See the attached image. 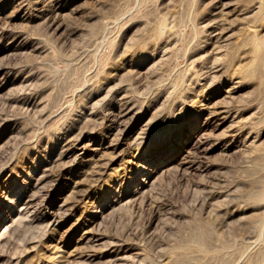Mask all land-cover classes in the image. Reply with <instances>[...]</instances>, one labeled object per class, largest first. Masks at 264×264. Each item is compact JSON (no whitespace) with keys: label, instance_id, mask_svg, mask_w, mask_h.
Wrapping results in <instances>:
<instances>
[{"label":"rangeland","instance_id":"374dc122","mask_svg":"<svg viewBox=\"0 0 264 264\" xmlns=\"http://www.w3.org/2000/svg\"><path fill=\"white\" fill-rule=\"evenodd\" d=\"M50 1L0 0V264H264V53L245 82L234 70L253 54L232 55L252 33L237 10L253 0ZM161 18L173 41L141 47ZM221 23L218 61L206 30ZM127 102L137 117L120 116ZM81 135L100 147L89 161L76 158ZM41 174L34 211L16 215ZM51 200L65 203L53 227ZM87 229L102 240L81 244Z\"/></svg>","mask_w":264,"mask_h":264},{"label":"bare ground","instance_id":"6f19581e","mask_svg":"<svg viewBox=\"0 0 264 264\" xmlns=\"http://www.w3.org/2000/svg\"><path fill=\"white\" fill-rule=\"evenodd\" d=\"M50 2H52V0L50 1ZM194 2H196V0L194 1ZM218 2V1H217ZM225 2V1H224ZM220 3V2H219ZM229 3V2H228ZM250 3V2H249ZM133 4H134V2H133ZM224 4H226V3H224ZM237 4V3H236ZM216 5H218V4H216ZM221 5H222V3H221ZM57 6V5H56ZM136 6V4L134 5V7ZM193 6H194V4H193ZM224 6L225 5H223V6H221V9H220V12H223L225 9H223L224 8ZM185 8V7H184ZM229 8V7H228ZM227 8V9H228ZM231 8V7H230ZM234 8V7H233ZM212 9V8H211ZM132 11V10H131ZM130 11V12H131ZM215 11V10H214ZM238 12H239V15L240 14H242V15H244L243 16V19H245L246 20V22H245V24H246V27L248 28V29H250V31H252V33H251V35L248 37V39H247V42H245L244 44L243 43H241V44H243V46H241V47H237L236 48V50H234V52H232V55H234V57L235 58H238L239 60L241 59L242 60V58L244 57V55H242V53H244V52H242L241 53V49L245 46L246 47V45L248 46L247 47V49L250 51V52H252V60H251V62H250V64H248V65H246V66H242V65H238L236 68H235V70H234V74H236L237 76H238V78L240 79V81L241 80H252V78H254V76H256V66H257V62L258 61H260V60H262V58H263V56H262V54L264 53V40H261V39H259L257 36L258 35H256V32L258 31V30H256L255 31V28L256 27H258L257 25H255V23L257 22V21H259V19L261 18V16L264 14V0H253V2H251L249 5H247V4H245V5H243V7L241 8V9H239V10H237ZM236 11V12H237ZM53 12V11H52ZM129 12V13H130ZM187 12V11H186ZM216 14L218 13V12H215ZM233 13H235V12H233ZM215 14V15H216ZM158 15V14H157ZM156 15V16H157ZM187 15V14H186ZM213 15V14H212ZM214 15V16H215ZM221 15V14H220ZM219 15V16H220ZM232 15V14H231ZM174 16V15H173ZM189 16V15H188ZM237 16H238V14H237ZM155 17V16H154ZM163 17V16H162ZM167 17V16H166ZM177 17V16H176ZM216 17V16H215ZM160 18V17H159ZM211 18V17H210ZM217 18V17H216ZM172 19V18H171ZM188 19H189V17H188ZM221 19V18H220ZM155 20V19H154ZM173 20V19H172ZM190 20V19H189ZM213 20V19H212ZM117 21V20H116ZM115 21V22H116ZM144 21V20H143ZM191 22H193V21H191ZM208 22V21H207ZM213 22V21H212ZM260 22V21H259ZM262 22V21H261ZM145 23V22H144ZM217 23V22H216ZM223 23V22H222ZM220 24V25H218V24H216V25H213V24H209V26H208V29L206 30V33H207V35H206V37L208 36V38H209V42L210 43H214V48L216 49V52H214V54H215V57H214V59H217L218 61H222V57L224 56V53H223V56L222 57H218L219 55V45H216V42H217V40H218V36H219V38H221V36H222V39H223V33H224V27H223V24ZM233 23V22H232ZM178 24H180V22L178 23ZM182 24H184V23H182ZM244 24V23H243ZM258 24V23H257ZM114 25H115V23H114ZM169 22H168V19L167 18H161L160 20H159V22H158V24L156 25V27H155V29H154V32L152 33V35L149 37V39H148V41H145V43L141 46V47H146V46H148L149 44H158V43H160V42H166V43H168V42H170V41H173V38H174V34H173V32H177V31H171V29L169 28ZM193 26H194V24H193ZM232 26V25H231ZM240 26V25H239ZM182 27H183V25H182ZM195 27V26H194ZM226 27V26H225ZM108 28V27H107ZM110 28V27H109ZM200 28V27H199ZM264 28V27H263ZM168 30V31H166L167 33H165L164 31L165 30ZM228 29V28H227ZM260 29H261V27H260ZM177 30V29H176ZM106 31H108V30H105L104 32H106ZM146 32H147V30H145ZM149 31V30H148ZM194 31H195V29H194ZM202 31V30H201ZM204 31V30H203ZM228 31V30H227ZM238 31V30H237ZM260 31V30H259ZM182 32V31H181ZM205 32V31H204ZM102 33V32H101ZM230 33V32H229ZM232 33V32H231ZM259 33V32H258ZM106 34V33H105ZM196 34V33H195ZM198 34V33H197ZM179 35V34H178ZM264 35V34H263ZM105 36V35H104ZM181 36H182V34H181ZM180 36V37H181ZM200 36H201V34H200ZM245 36H247V34L245 35ZM96 37V36H95ZM146 37V36H145ZM183 37V36H182ZM198 37V36H197ZM230 35H228V34H226V36H225V40H227V41H230ZM261 38V37H260ZM104 39H106V38H104ZM122 39V38H121ZM199 39V38H198ZM101 40H103L102 38H101ZM120 40V39H119ZM145 40H146V38H145ZM208 40V39H207ZM224 40V39H223ZM100 41V40H99ZM104 41V40H103ZM175 41V40H174ZM177 41V40H176ZM184 41V40H183ZM98 42V41H97ZM220 42V41H219ZM222 42V41H221ZM226 42V41H225ZM175 43V42H174ZM224 43V42H223ZM161 44V43H160ZM176 44V43H175ZM189 44V43H188ZM206 44H207V42H206ZM236 44V43H235ZM240 44V45H241ZM127 45V44H126ZM129 45V44H128ZM202 45V44H201ZM200 45V46H201ZM131 46V45H130ZM167 46V45H166ZM211 46V45H210ZM129 47V46H128ZM220 47H222V46H220ZM228 47V46H227ZM166 48V47H165ZM189 48H190V46H189ZM193 48V47H192ZM195 48V47H194ZM121 49V48H120ZM139 49H141L140 48V46H139ZM143 49V48H142ZM141 49V50H142ZM158 49V48H157ZM211 49V48H210ZM217 49H218V51H217ZM135 50H137V49H135ZM149 50V49H148ZM151 50V49H150ZM120 51V50H119ZM139 51V50H138ZM145 51V50H144ZM157 51V50H156ZM194 51V50H193ZM126 52V51H125ZM223 52V51H222ZM98 53V52H97ZM97 53H96V56H97ZM113 53H114V51H113ZM154 53V52H153ZM247 53V52H246ZM249 53V52H248ZM247 53V54H248ZM125 54V53H124ZM113 55V54H112ZM206 55V54H205ZM213 55V54H212ZM132 56V55H131ZM153 56V55H152ZM246 56V55H245ZM138 57V56H137ZM228 57V56H227ZM230 57H231V55L229 56V59H230ZM97 58V57H96ZM103 58V57H102ZM118 58V57H117ZM212 58V57H211ZM250 58V57H249ZM104 59H105V57H104ZM103 59V60H104ZM131 59V58H130ZM129 59V60H130ZM132 59H133V57H132ZM162 59V58H161ZM70 62V61H69ZM132 62V61H131ZM131 62H129V63H131ZM158 62H160V61H158ZM209 62V61H208ZM211 62V61H210ZM213 62V61H212ZM242 62V61H241ZM126 63V62H125ZM232 63V62H231ZM264 63V62H263ZM76 64V63H75ZM132 64V63H131ZM209 64V63H208ZM211 64V63H210ZM209 64V65H210ZM96 65H97V62H96ZM213 65V64H212ZM218 65V64H217ZM261 65V64H260ZM263 65V64H262ZM124 66V65H123ZM148 66H150V65H148ZM152 66V65H151ZM223 66V65H222ZM233 66H235V65H233ZM259 66V65H258ZM68 67V66H67ZM95 67V66H94ZM132 67V66H131ZM211 67V66H210ZM210 67H209V69H210ZM215 67V66H214ZM97 67H95V69H96ZM127 68V67H126ZM135 68V67H134ZM151 68V67H150ZM150 68L148 69V70H150ZM261 68V67H260ZM208 69V70H209ZM221 69V68H220ZM118 70V69H117ZM177 70V69H176ZM207 70V69H206ZM231 70V69H230ZM259 70V69H258ZM173 71H175V70H173ZM181 71V70H180ZM213 71V70H212ZM94 72V71H93ZM203 72V71H202ZM219 72V71H218ZM104 73V72H103ZM143 73V72H142ZM179 73V72H178ZM232 73V72H231ZM98 74V73H97ZM204 74V73H203ZM137 75V74H136ZM183 75H184V73H183ZM85 76V75H84ZM122 76V75H121ZM135 76V75H134ZM151 76V75H150ZM211 76V75H210ZM101 77V76H100ZM102 77H103V75H102ZM184 77H185V75L184 76H182L181 78H180V76H177L176 77V79H175V81H174V89H176V90H178V89H181V84L184 82ZM58 78H59V76H58ZM78 78V77H77ZM164 78V77H163ZM166 78V77H165ZM168 78H169V76H168ZM206 78V77H205ZM257 78V77H256ZM255 78V79H256ZM104 79V78H103ZM138 79V78H137ZM203 79V78H202ZM232 79V78H231ZM234 79H237V78H235L234 77ZM112 80V79H111ZM110 80V81H111ZM174 80V79H173ZM205 80H207V79H205ZM216 80V79H215ZM88 81V80H87ZM109 81V80H108ZM169 81V80H168ZM191 81V80H190ZM192 81H193V79H192ZM229 81V80H228ZM239 81V82H240ZM97 82V81H96ZM114 82H116V81H114ZM186 82V81H185ZM245 82V81H244ZM86 83V82H85ZM192 83V82H191ZM212 83V82H211ZM226 83V82H225ZM95 84V83H94ZM104 84V83H103ZM133 84H135V83H133ZM161 84V83H160ZM163 84V83H162ZM190 84V83H189ZM195 84H196V82H195ZM242 84V83H241ZM240 84V85H241ZM250 84V83H249ZM85 85V84H84ZM86 85H87V83H86ZM107 85V84H106ZM125 85V84H124ZM191 85V84H190ZM207 85V84H206ZM212 85V84H211ZM228 85V84H227ZM93 86V85H92ZM126 86H127V84H126ZM160 86V85H159ZM171 85H169V87H170ZM199 86V85H198ZM205 86V85H204ZM230 86V85H229ZM242 86V85H241ZM246 86H247V84H246ZM118 87V86H117ZM172 87V86H171ZM207 87V86H206ZM204 88V87H203ZM227 88V87H226ZM233 87H230V88H228V90L226 91V93L227 94H230V93H232L231 91L232 90H234V89H232ZM235 88V87H234ZM244 88V87H243ZM109 89V88H108ZM119 89V88H118ZM173 89V90H174ZM97 90V89H96ZM121 90V89H120ZM165 90V89H164ZM175 90V91H176ZM127 91V90H126ZM194 91V90H193ZM76 92V91H75ZM83 92V91H82ZM162 92V91H161ZM160 92V93H161ZM185 92V91H184ZM90 93V92H89ZM116 93V92H115ZM163 93H165V92H163ZM176 93V92H175ZM191 93H194V92H191ZM105 94V93H104ZM159 94V93H158ZM170 94V93H169ZM188 94H189V92H188ZM113 95V94H112ZM126 95V94H125ZM165 95V94H164ZM195 95V94H194ZM91 96V95H90ZM102 96V95H101ZM120 96V95H119ZM122 96H123V94H122ZM121 96V97H122ZM163 96V95H162ZM171 96V95H170ZM236 96V95H235ZM82 97V96H81ZM93 97V96H92ZM133 97V96H132ZM187 97V96H186ZM193 97V96H192ZM227 97V96H226ZM229 97H230V95H229ZM111 98V97H110ZM134 98V97H133ZM165 98H166V96H165ZM182 98V97H181ZM185 98V97H184ZM93 99V98H92ZM186 99V98H185ZM232 99V98H231ZM235 99V98H234ZM90 100V99H89ZM137 100V99H136ZM174 100V99H173ZM187 100V99H186ZM229 100V99H228ZM34 101V100H33ZM122 101V100H121ZM138 101V100H137ZM168 101V100H167ZM179 100H177V102H178ZM246 101V100H245ZM41 102V101H40ZM73 102V101H72ZM125 102V101H124ZM133 102V101H132ZM203 102V101H202ZM209 102V101H208ZM225 102H227V101H225ZM233 102V101H232ZM92 103V102H91ZM211 103V102H210ZM214 104V103H213ZM215 104H217V103H215ZM232 104H234V102L232 103ZM207 104H205V106L202 108L203 110H201L202 112L201 113H206L207 111V113H208V115H218V114H220L221 116L222 115H224V117L226 118V117H228L230 114H231V111L229 110V109H224V108H221V107H219V108H211V106H209V105H207ZM231 105V104H230ZM123 106H125V105H123ZM139 106V105H138ZM202 106V105H201ZM213 106V105H212ZM81 107V106H80ZM135 107H136V105H132V104H130L129 102H127V104H126V106H125V108H124V110H123V108H122V110L123 111H121V114H120V116L121 117H128V116H132V117H137L135 114L137 113H135V111H134V109H135ZM173 107V106H172ZM217 107V106H216ZM224 107V106H223ZM227 108V107H226ZM96 109V108H95ZM92 110V109H91ZM120 110V109H119ZM180 110V109H179ZM46 111V110H45ZM237 111V110H236ZM64 112V111H63ZM91 113H92V111H91ZM144 114V113H143ZM85 115H87V114H85ZM91 115V114H90ZM78 116V115H77ZM119 116V117H120ZM161 116V115H160ZM261 116V115H260ZM78 117H80V116H78ZM90 117V116H89ZM158 117V116H157ZM223 117V118H224ZM233 117V116H232ZM88 118V117H87ZM224 118V119H225ZM89 119V118H88ZM237 119V118H236ZM87 120V119H86ZM148 120V119H147ZM82 121V120H81ZM223 121V120H222ZM142 122V120H136V123H141ZM111 123V122H110ZM114 123V122H113ZM223 123V122H222ZM233 123V122H232ZM111 125V124H110ZM98 126V125H97ZM96 126V127H97ZM108 126V125H107ZM143 126V125H142ZM235 126V125H234ZM70 127V126H69ZM109 127V126H108ZM119 128V127H118ZM96 129V128H95ZM106 129V128H105ZM141 129V128H140ZM233 129V128H232ZM236 129V128H235ZM59 130V129H58ZM114 130V129H113ZM129 130V129H128ZM128 130H126V132L128 131ZM56 132V131H55ZM59 132V131H58ZM105 132V131H104ZM111 132V131H110ZM141 132V131H140ZM140 132H137L134 136H133V142H135V143H137V144H139L140 143ZM108 133V132H107ZM54 134V133H53ZM233 134V133H232ZM51 136V135H50ZM117 136V135H116ZM108 137V136H107ZM130 137V136H129ZM196 137V136H195ZM127 138V137H126ZM103 140V139H102ZM142 140V139H141ZM110 141V140H109ZM118 141V140H117ZM191 141V140H190ZM196 141V140H195ZM132 142V143H133ZM95 138H88L87 136H85V135H81V136H79L76 140H75V146H76V149L77 150H79V152H77V154H76V158H78V159H82V161H84V158H85V156L87 155V153H90V157H88V159H87V161H89V160H91L93 157V155H92V153H94V152H96L98 149H100V147L98 148V147H96V145H95ZM71 144V143H70ZM104 144H106V143H104ZM102 145V144H101ZM107 145H108V143H107ZM74 146V147H75ZM129 146V145H128ZM188 147V146H187ZM190 147V146H189ZM107 149V148H106ZM115 149H116V147H115ZM114 149V150H115ZM28 151H29V149H28ZM66 151V150H65ZM107 151V150H106ZM185 155L183 156L184 158H186L187 156H188V154L190 153V148H188L187 150H185ZM59 155V154H58ZM98 157V156H97ZM95 160V159H94ZM98 165V164H97ZM12 166V165H11ZM89 167V166H88ZM91 167V166H90ZM95 168V167H94ZM94 168H92V170H94ZM82 170V169H81ZM91 170V169H90ZM100 170V169H99ZM45 171V170H44ZM93 173V172H92ZM97 173V172H96ZM149 173H152V172H147V174H149ZM42 175V174H41ZM83 175V174H82ZM103 176V175H102ZM44 177L45 176H39V177H37L36 179H35V182L31 185V188L27 191L28 193H27V197L25 198V200H24V202L22 203V205L17 209V211H16V215H22V214H24V216H25V214H27V213H29V212H31V211H34V200L33 199H31V198H33V189H35V188H40V184H42L43 182H44ZM143 180V179H142ZM154 181V180H153ZM45 183V182H44ZM44 183H43V185H44ZM150 183V182H149ZM148 183V184H149ZM140 184V183H139ZM151 184V183H150ZM149 184V185H150ZM75 186V185H74ZM138 186V185H137ZM43 186H41V188H42ZM142 187H136L134 190H133V193H135V192H137V191H139V189H141ZM150 188V187H149ZM148 189V188H147ZM258 192H256V194H257ZM29 194V195H28ZM30 194H32V195H30ZM251 194V193H250ZM5 196L7 197V203L9 204V206L10 205H13L14 203H15V201L18 199V197H20L21 195H20V193H19V191H18V189L17 190H9V191H6L5 192ZM244 196V195H243ZM253 196V195H252ZM31 197V198H30ZM256 198H259L260 200H262V201H264V185H263V189L256 195ZM21 199V198H20ZM64 199V198H63ZM67 201V200H66ZM65 201V202H66ZM256 201V200H255ZM257 203H259V202H257ZM109 204V203H108ZM114 203H112V205H113ZM262 204V203H261ZM46 205H47V208H51L52 209V211L50 210V212H49V215L47 216V222L49 223V226L51 227H53V225H54V223L57 221L56 220V218H57V215H56V211L57 210H55V209H60V208H62L63 206H65V203H64V201H62L61 203H59V204H55L54 203V201H47V203H46ZM111 205V206H112ZM259 205H260V203H259ZM8 208V207H7ZM112 210H113V208L112 207H110ZM259 208V207H258ZM262 208V207H261ZM101 211H99V209H97V210H93L92 211V219L93 220H91L90 221V223H98L99 222V220H100V218H101V216H100V213ZM109 212V211H108ZM102 213V212H101ZM105 213V212H104ZM28 215V214H27ZM102 215V214H101ZM15 216V215H14ZM23 216V217H24ZM262 220L261 221H259V223L256 225V224H253V225H256L258 228H260L261 230H263V228H264V216H263V218H261ZM14 221V218L12 219V220H10L8 223H7V226L6 227H10V223L11 222H13ZM48 225V224H47ZM90 228V227H89ZM97 228V227H96ZM7 229V228H6ZM56 229V228H55ZM3 230H4V228H3ZM257 230V229H256ZM52 231V230H51ZM54 231V230H53ZM98 231V230H97ZM260 231V230H259ZM3 232V231H2ZM1 232V233H2ZM264 231H262V233H261V235L259 236L261 239H263L264 240V233H263ZM252 233V232H251ZM258 234V233H257ZM84 235V234H83ZM214 237V236H213ZM215 239V238H214ZM252 239V238H251ZM260 239V240H261ZM100 240H102V238H100V237H96V236H94V235H92L91 234V232H90V229L88 230L87 229V231H86V235H84L82 238H81V244H85V245H88V244H90L91 242H97V241H100ZM261 242V241H260ZM193 243H195V241L193 242ZM93 244V243H92ZM100 244V243H99ZM183 244V243H182ZM197 244V243H196ZM198 244H199V242H198ZM96 245V244H95ZM183 245H185V244H183ZM190 245H192L193 246V244H191L190 243ZM201 245V244H200ZM199 245V246H200ZM81 246V245H80ZM100 246V245H99ZM95 247V246H94ZM181 246H179V248H180ZM201 247H202V245H201ZM183 248V247H182ZM204 248H205V246H204ZM260 248V247H259ZM91 249V248H90ZM93 249V248H92ZM113 249V248H112ZM176 250V249H175ZM181 250H183V249H181ZM191 250V249H190ZM198 250V249H197ZM202 250V249H201ZM205 250V249H204ZM195 251H196V249H195ZM199 252V251H198ZM94 253V252H93ZM173 253V252H172ZM195 253V252H194ZM202 253V252H201ZM209 253V252H208ZM90 254V253H89ZM182 254V253H181ZM203 254H204V252H203ZM178 255V254H177ZM183 255V254H182ZM60 256V255H59ZM144 256V255H143ZM264 256V255H263ZM130 257V256H129ZM171 257H173V256H171ZM181 257V256H180ZM59 258H61V257H59ZM64 258V257H63ZM123 258V257H122ZM136 258V257H135ZM177 258V257H176ZM175 258V259H176ZM179 258V257H178ZM182 258V257H181ZM184 258V257H183ZM200 258V257H199ZM58 259V257L56 258V260ZM62 259V258H61ZM177 260V259H176ZM188 260H190L189 259V257H188ZM57 262V261H56ZM61 262H62V260H61ZM61 262H60V264H61ZM117 262V261H116ZM181 262V261H180ZM182 262H186V261H182ZM188 262V261H187ZM192 262H193V260H192ZM243 262V261H242ZM196 263V262H195ZM59 264V263H58ZM183 264V263H182ZM193 264V263H192ZM201 264V263H200ZM257 264V263H256Z\"/></svg>","mask_w":264,"mask_h":264}]
</instances>
